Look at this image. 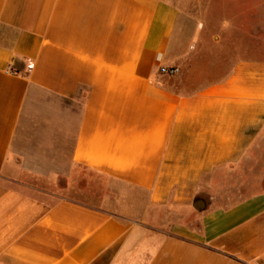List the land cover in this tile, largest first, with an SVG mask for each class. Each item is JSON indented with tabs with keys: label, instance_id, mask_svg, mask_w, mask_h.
Listing matches in <instances>:
<instances>
[{
	"label": "crops",
	"instance_id": "obj_1",
	"mask_svg": "<svg viewBox=\"0 0 264 264\" xmlns=\"http://www.w3.org/2000/svg\"><path fill=\"white\" fill-rule=\"evenodd\" d=\"M180 1L0 0V264H264V1Z\"/></svg>",
	"mask_w": 264,
	"mask_h": 264
},
{
	"label": "rangeland",
	"instance_id": "obj_2",
	"mask_svg": "<svg viewBox=\"0 0 264 264\" xmlns=\"http://www.w3.org/2000/svg\"><path fill=\"white\" fill-rule=\"evenodd\" d=\"M232 1L235 2V0H232ZM238 1H243V0H238ZM245 1H249L251 3L256 2L257 4L258 2H261V1L263 2L264 0H245ZM180 2L183 3V5L178 6L177 9L180 11L181 18L186 16V20L184 23L181 22L178 24L176 37L182 29L183 44L187 42L189 43L190 47L193 48L195 46L194 39H192L191 41L188 39L190 36V33L191 32L198 33V31H201V30L205 32H209L211 30V21H210L211 0H183ZM230 9L234 10L235 8H230ZM238 54L243 55V52L242 51L237 52V55ZM91 178L93 179L94 182L97 181L96 178L94 177H91ZM96 185L98 186V183Z\"/></svg>",
	"mask_w": 264,
	"mask_h": 264
},
{
	"label": "built area",
	"instance_id": "obj_3",
	"mask_svg": "<svg viewBox=\"0 0 264 264\" xmlns=\"http://www.w3.org/2000/svg\"><path fill=\"white\" fill-rule=\"evenodd\" d=\"M27 68L28 70H30L32 68V65L29 64ZM159 73L162 75L174 76L179 73V69L177 67L160 66Z\"/></svg>",
	"mask_w": 264,
	"mask_h": 264
}]
</instances>
